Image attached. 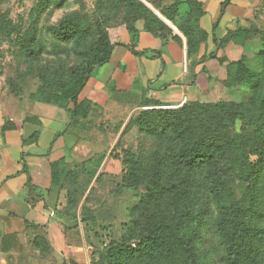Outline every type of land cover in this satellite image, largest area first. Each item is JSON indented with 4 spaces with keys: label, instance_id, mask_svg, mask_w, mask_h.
<instances>
[{
    "label": "trees",
    "instance_id": "1",
    "mask_svg": "<svg viewBox=\"0 0 264 264\" xmlns=\"http://www.w3.org/2000/svg\"><path fill=\"white\" fill-rule=\"evenodd\" d=\"M68 0H40L36 9L34 26L39 17L49 8L63 6ZM84 6V0H75ZM118 11L125 5L129 13L120 23L126 24L132 35L131 49L136 55H144V51H137L135 27L138 20H143L145 29L162 36L170 27L143 0H109ZM155 5L154 0H146ZM230 0L221 5V15L225 12ZM182 4L188 6L185 27L177 26L187 38V55L192 66L209 58H216L227 70L224 84L227 87L248 85L250 95L247 101L200 102L190 101L178 108H147L134 116L130 127L135 126L140 132L152 134L155 138V148L147 160L137 157L131 149L124 150L123 165L125 167L124 183L130 188L141 184L147 185V194L141 200L144 212L142 235L131 239L128 243L118 244L110 248L105 255L106 264H203L204 256L199 254L198 240L201 236L202 225L205 220L204 210L197 202V191L205 170L223 160L231 163L237 157L240 179L244 183L241 196H237L227 185L224 178L212 177L209 180V190L212 200L218 208V215L214 221V231L223 249L224 264H264V225L257 220H249L250 216L258 215L264 208V38L259 39L260 49L257 52L259 69L251 68L244 56L236 61H230L225 53L218 56L215 53L204 55L199 60L194 56L200 46L208 39V33L199 25L200 18L205 14L203 4L198 0H174L162 12L167 20L174 21L179 15ZM157 6V5H155ZM118 23V24H120ZM176 24V23H175ZM117 25V24H115ZM10 22L5 24L0 19V34L5 32ZM107 26L105 29L98 25L97 38L91 43L85 63L72 66L69 70L68 83L61 88L62 100L56 98L38 99L40 102L56 105L66 109L70 114V121L62 133L55 135L54 141L61 134L67 132L71 126L77 127L82 119L91 112L94 102L88 99L79 100V94L86 82L93 74L95 67L108 62L112 50ZM165 31H164V30ZM94 25L87 15L72 12L66 15L58 26L53 28L54 37L64 42H79L94 32ZM255 30L239 28L229 30L221 39H216L217 49L224 48L230 41L245 45L252 41ZM31 34V32H30ZM174 37L179 38L175 35ZM33 38V33L31 39ZM60 45L54 44L58 50ZM44 49L43 44L32 46V53L38 55ZM72 103L73 106H69ZM156 105V104H155ZM190 106L198 111L199 119L205 127V136L199 138L192 123L187 118ZM28 121L40 124L35 118ZM241 122L242 134L238 137L239 145L227 138L222 129L226 126ZM250 126L253 132L250 133ZM16 128L15 124H5L2 132ZM39 137V130L23 139L24 144L35 143ZM255 146L250 153L247 146ZM239 148H243L240 152ZM48 150L44 155H49ZM255 160H250V155ZM67 161L66 155L50 162L53 184L61 182L60 167ZM23 172L28 175L26 185L27 200L37 202L31 196L36 188L31 180V174L26 162H23ZM33 194V193H32ZM86 197L82 202V195L77 189L68 192V208L81 206V222L84 223L89 214ZM85 202V203H84ZM143 207V208H142ZM64 228L66 224H61ZM35 247L43 253H48V240L41 235L34 238Z\"/></svg>",
    "mask_w": 264,
    "mask_h": 264
},
{
    "label": "rangeland",
    "instance_id": "2",
    "mask_svg": "<svg viewBox=\"0 0 264 264\" xmlns=\"http://www.w3.org/2000/svg\"><path fill=\"white\" fill-rule=\"evenodd\" d=\"M143 1L165 24L176 31L179 26H187L186 14L182 12L173 22L166 21L168 18L162 12V6L168 11L167 8L174 0H154L157 6ZM254 1L264 16V0ZM39 3L40 0H0V19L5 24L10 22L7 30L0 34V138H4L2 127L5 124H25L30 122L28 118L36 119L32 117L36 111L35 103L58 107L38 99L53 97L62 100L60 91L68 83L69 69L85 63L91 43L97 38V26L101 25L105 29L120 23L129 14L124 4L117 11L109 0H84V6L75 0H68L61 7L49 8L39 17L37 26H34L32 24L36 19ZM75 11L89 17L94 25V32L82 42L56 39L53 28L66 15ZM251 29L255 30L252 36L254 43L247 48L244 56L248 65L258 70L256 55L260 49L258 40L264 38V24L261 29L254 26ZM55 43L60 45L58 50L54 49ZM39 44H43L44 49L34 55L32 46ZM191 66L190 63V69ZM237 91L239 94H236L235 99H224L225 102L247 101L250 95L249 86L240 85ZM95 105L77 127L71 126L59 136L69 134L78 138L77 145L71 149L67 147L64 151L67 161L60 167L61 182L53 184L49 159L38 165V182L31 175L36 193L32 190L30 197L43 201L45 207L52 211L51 225L42 233L48 240L49 251L43 253L38 246L28 245L25 248L26 259H23L22 264H106L105 255L110 248L128 243L144 233V212L140 202L147 194V185L144 183L135 188L125 185L123 154L124 150L131 149L137 157L147 160L155 148L156 142L152 134L129 126L134 116L152 107L125 109L119 102L113 101L109 103L110 107ZM69 106L72 107L73 104L70 103ZM46 113L47 117H53L51 112ZM187 118L192 123V128H195L197 136L203 138L205 127L194 106H190ZM69 121L70 118L67 124ZM36 125L39 127L36 130H39L40 136L41 122ZM66 126L54 134L50 141L52 145L55 135L62 133ZM240 126L241 122L236 121L222 129L224 135L236 145H239L237 139L242 134ZM53 127L55 126L52 124L47 129ZM249 129L252 133L254 128L250 126ZM51 144L47 151H51ZM254 149L255 146L252 145L245 150L251 153ZM239 151L242 152L243 148H239ZM250 160H255L253 154L250 155ZM216 176L224 178L237 196H241L244 188L237 157L231 163L221 160L205 170L197 191V202L202 206L205 217L198 240L199 254L204 256L203 264H224L223 249L213 225L218 208L209 190V180ZM72 188L80 192L82 202L86 197L89 198L88 202H84L90 209L84 223L81 222V206L71 209L67 207L68 192ZM262 210L261 214L250 216L249 220H257L264 225V208ZM61 224L68 227L64 228Z\"/></svg>",
    "mask_w": 264,
    "mask_h": 264
},
{
    "label": "crops",
    "instance_id": "3",
    "mask_svg": "<svg viewBox=\"0 0 264 264\" xmlns=\"http://www.w3.org/2000/svg\"><path fill=\"white\" fill-rule=\"evenodd\" d=\"M198 1L205 10L199 25L208 33V39L201 44L194 58L199 60L211 53L220 56L224 52L230 61L240 59L253 41L244 46L230 41L224 48L217 49L215 40L223 38L229 30L249 29L251 26L261 29L264 16L256 1L230 0L223 15L221 5L226 0ZM187 11L188 6L182 4L180 12ZM168 26L171 31L164 32L162 37L146 30L143 20L136 22L135 49L144 51V55L133 53L132 35L126 24L109 26L110 58L107 63L95 67L79 94V100L88 99L104 107H110L109 103L113 101L125 109H138L178 108L190 101L235 99L239 85L227 87L224 84L226 67L218 59L209 58L190 69L187 38L178 28L176 31ZM34 105L36 111L32 117L41 122L37 142L23 143L24 138L39 128L33 122H14L16 128L7 130L4 138H0V264H22L27 255L26 246L34 247V238L44 236L43 231L51 225L52 211L44 202L31 204L27 200L28 175L22 171L23 162L37 181L39 164L46 163L47 159L52 162L64 157L65 149L78 143V138L66 134L58 137L52 145V137L66 126L70 114L60 107L39 102ZM46 112H51L53 117H47ZM52 124L55 127L47 129ZM50 144L51 151L46 156Z\"/></svg>",
    "mask_w": 264,
    "mask_h": 264
},
{
    "label": "water",
    "instance_id": "4",
    "mask_svg": "<svg viewBox=\"0 0 264 264\" xmlns=\"http://www.w3.org/2000/svg\"><path fill=\"white\" fill-rule=\"evenodd\" d=\"M123 132V131H122ZM98 177V176H97ZM97 179V178H96ZM86 199V198H85ZM85 199H84V201H85ZM80 210H81V207H80Z\"/></svg>",
    "mask_w": 264,
    "mask_h": 264
}]
</instances>
